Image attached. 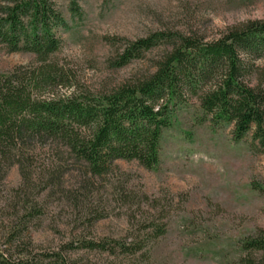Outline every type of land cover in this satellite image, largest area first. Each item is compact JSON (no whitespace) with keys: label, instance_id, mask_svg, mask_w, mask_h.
I'll return each mask as SVG.
<instances>
[{"label":"rangeland","instance_id":"rangeland-1","mask_svg":"<svg viewBox=\"0 0 264 264\" xmlns=\"http://www.w3.org/2000/svg\"><path fill=\"white\" fill-rule=\"evenodd\" d=\"M57 0L69 28L59 29L56 58L76 77L74 89L94 94L153 73L165 47L146 52L122 68L113 63L126 43L156 32L197 34L214 41L228 29L264 21V0ZM11 0H0V14ZM35 56L10 53L0 45V77ZM193 102L180 108L161 141V162L147 170L117 161L112 174L93 178L71 158L60 161L39 146L29 160L8 166L0 158V239L16 220L32 219L27 233L41 248L79 235L125 239L145 221L166 225V234L124 264H240L242 242L264 229V153L252 138L236 142L233 125L201 121ZM106 216L86 230L94 214ZM94 214V215H93ZM17 226V225H16ZM141 227V226H140ZM131 241V240H129ZM92 264H110L109 254L82 253ZM260 259V258H259Z\"/></svg>","mask_w":264,"mask_h":264},{"label":"trees","instance_id":"trees-1","mask_svg":"<svg viewBox=\"0 0 264 264\" xmlns=\"http://www.w3.org/2000/svg\"><path fill=\"white\" fill-rule=\"evenodd\" d=\"M70 11L82 15L78 0H71ZM68 28L57 0H11L2 9L0 45L36 60L0 77V158L9 167L47 146L60 161L82 164L93 178L112 174L117 161L154 170L173 116L193 102L202 122L233 125L236 142L251 136L255 151L264 153V21L232 27L214 41L174 32L129 41L113 67L165 47L153 73L106 92L76 90L66 96L58 91L74 89L77 77L56 55L62 49L58 30ZM257 190L264 192V187ZM93 213L86 230L106 217ZM32 221L20 218L3 234L0 264H92L81 254L93 252L114 257L110 264H124L120 256L135 258L166 234L165 224L145 221L125 239H97L89 233L39 248L27 233ZM242 250L240 264H264V229L246 238Z\"/></svg>","mask_w":264,"mask_h":264}]
</instances>
